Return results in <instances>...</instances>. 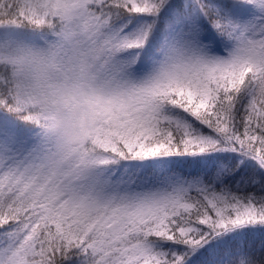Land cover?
<instances>
[{
    "label": "snow or ice",
    "instance_id": "1",
    "mask_svg": "<svg viewBox=\"0 0 264 264\" xmlns=\"http://www.w3.org/2000/svg\"><path fill=\"white\" fill-rule=\"evenodd\" d=\"M0 264H264V0H0Z\"/></svg>",
    "mask_w": 264,
    "mask_h": 264
},
{
    "label": "clouds",
    "instance_id": "2",
    "mask_svg": "<svg viewBox=\"0 0 264 264\" xmlns=\"http://www.w3.org/2000/svg\"><path fill=\"white\" fill-rule=\"evenodd\" d=\"M29 77H30V73H25V74L23 75V79L25 80V82L28 81Z\"/></svg>",
    "mask_w": 264,
    "mask_h": 264
},
{
    "label": "trees",
    "instance_id": "3",
    "mask_svg": "<svg viewBox=\"0 0 264 264\" xmlns=\"http://www.w3.org/2000/svg\"><path fill=\"white\" fill-rule=\"evenodd\" d=\"M259 238H260V237H259V235L257 234L255 237H252L251 239L254 240V241H256V242H258V241H259Z\"/></svg>",
    "mask_w": 264,
    "mask_h": 264
}]
</instances>
